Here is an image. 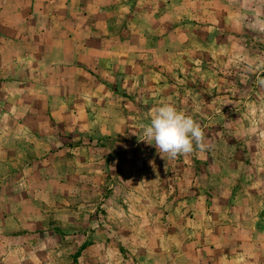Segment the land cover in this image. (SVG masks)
I'll list each match as a JSON object with an SVG mask.
<instances>
[{
	"label": "rangeland",
	"instance_id": "1",
	"mask_svg": "<svg viewBox=\"0 0 264 264\" xmlns=\"http://www.w3.org/2000/svg\"><path fill=\"white\" fill-rule=\"evenodd\" d=\"M0 264H264V0H0Z\"/></svg>",
	"mask_w": 264,
	"mask_h": 264
},
{
	"label": "clouds",
	"instance_id": "2",
	"mask_svg": "<svg viewBox=\"0 0 264 264\" xmlns=\"http://www.w3.org/2000/svg\"><path fill=\"white\" fill-rule=\"evenodd\" d=\"M143 141L154 144L159 153L170 159L207 148L205 133L192 116L171 103H163L153 111L150 123L142 126ZM163 157V156H162Z\"/></svg>",
	"mask_w": 264,
	"mask_h": 264
},
{
	"label": "crops",
	"instance_id": "3",
	"mask_svg": "<svg viewBox=\"0 0 264 264\" xmlns=\"http://www.w3.org/2000/svg\"><path fill=\"white\" fill-rule=\"evenodd\" d=\"M48 50H49V51H52L50 48H48ZM53 51H55V49H53ZM54 53H55V52H53V54H54Z\"/></svg>",
	"mask_w": 264,
	"mask_h": 264
}]
</instances>
